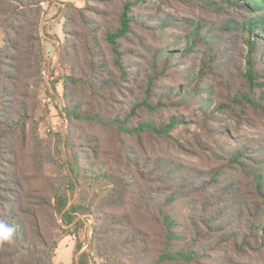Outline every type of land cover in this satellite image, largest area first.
<instances>
[{
    "label": "trees",
    "instance_id": "16d2710c",
    "mask_svg": "<svg viewBox=\"0 0 264 264\" xmlns=\"http://www.w3.org/2000/svg\"><path fill=\"white\" fill-rule=\"evenodd\" d=\"M46 1L0 0V32L3 33L0 45V228L14 229L7 238L0 234V264H54L53 250L57 244L43 224L44 217L50 215L51 200L46 194L37 197L44 208L42 211L25 206L21 182L6 169L8 164H13L5 158L6 154L14 153L13 147L8 145V137L27 145L26 125L31 118L24 99L30 96V81L37 82L42 72L38 28L44 12L42 4ZM94 1L108 6L115 2L118 7L113 5L111 19L102 18L104 21L99 22L98 16L106 12L89 4L88 0L83 7L67 3L60 63L63 70H67L63 94L69 137L81 148L78 153L86 160L84 166L91 167L94 161L110 154L116 162L115 171L108 175L112 189L104 204L116 209L109 212L99 209L96 213L93 225L96 254L100 257L115 254L123 259L122 264H190L209 258L212 252L222 248V242L230 243L238 252L264 250L261 221L264 218V175L255 178V201L251 203L234 198L224 190L209 195L217 176L204 180L197 172L195 175L190 170L182 173L179 163L160 156L147 161L134 158L131 140L143 149L144 140L157 143L160 138L171 137L170 129L182 121L173 116L164 120L154 115L169 107L170 102L182 99L187 91L178 87L167 95H158L167 78L175 74L176 66L170 61V53L174 51H155L148 55L144 52L145 43L139 30L148 28L152 20H144L133 11L140 0ZM225 1L251 14L241 22L230 21L221 28L239 32L242 50L237 51L236 56L243 63L239 68H231L234 73L230 70L225 73L228 64L216 59V48L214 55L202 61L194 93L198 94L206 76H213L222 89V94L215 97L216 109L234 115L244 106L264 115V0ZM153 25H156L154 21ZM203 31L202 24L191 31L195 35L193 42H199L201 37L206 41L214 38L209 31ZM102 44L110 52L109 62ZM231 45L227 46L229 51ZM181 52L175 53V60ZM223 52H227L226 48ZM138 55L144 61L143 69L139 67L140 62H136ZM139 75L142 76L138 83L140 92L125 103L126 93L132 92L130 83ZM94 126L102 127L106 139ZM33 139L37 136L33 135ZM122 157L125 165L132 166V180L125 178L129 174H124ZM121 165L123 175H120ZM189 196H203L204 209L197 218L199 223L194 224L195 238L181 243L169 209L177 198ZM62 206L63 203L56 205L55 210L60 212ZM212 236L216 237V242L201 249L200 244ZM72 264L87 263L81 254Z\"/></svg>",
    "mask_w": 264,
    "mask_h": 264
},
{
    "label": "rangeland",
    "instance_id": "374dc122",
    "mask_svg": "<svg viewBox=\"0 0 264 264\" xmlns=\"http://www.w3.org/2000/svg\"><path fill=\"white\" fill-rule=\"evenodd\" d=\"M69 2L78 7L88 4L86 0H48L42 4L44 12L38 28L43 54L42 72L37 82L30 81V96L24 99L31 118L26 125L27 145L24 146L17 138H7L14 153L5 155L13 164H8L6 169L21 182L20 191L25 206L42 211L44 208L37 202V197L46 194L50 198L52 209L50 215L48 213L44 217L46 222L43 224L47 225L57 244L53 250L54 264H72L81 254L87 264H122L123 259L115 254L98 256L93 240L97 211L116 209L104 206L112 189L108 175L115 171L116 162L110 154L94 161L91 167H85L86 160L78 153L81 148H77L78 144L69 137L63 94L67 70H63L60 63L65 41L63 15ZM88 2L106 12V15L98 16L96 20L99 22L104 21L102 18L111 19L113 5L118 7L115 2L111 6L94 0ZM133 11L144 20H152L148 28L139 30L147 55L155 51H174L170 53V61L172 66H176L173 70L175 74L167 78L158 95H167L178 87L187 91L182 99L170 102L169 107L154 115L164 120L173 116L175 120L182 121L170 129L171 137L160 138L157 143L144 140L143 149L131 140L136 154L134 158L147 161L150 157L160 156L179 163L182 173L190 170L195 175L197 172L204 180L217 176L209 195L224 190L234 198L253 203L255 178L264 175V115L244 106L240 113L234 115L216 109L215 97L222 94V89L213 76L204 78L198 94L193 89L203 59L214 55L216 48V59L228 64L225 73L229 70L234 73L231 68L240 67L243 61L236 56L237 51L242 50L239 32L221 28L229 25L230 21L241 22L251 14L225 0H140ZM199 24H202L203 32L209 31L214 38L206 41L201 37L199 42H193L195 35L191 31ZM2 39L3 33L0 32V45L3 44ZM229 44H232L231 51L227 49ZM102 48L109 62L110 52L105 44ZM224 48L227 52L222 53ZM180 51L176 61L175 56ZM136 60L143 69L142 57L138 55ZM141 77L139 75L136 81L130 83L132 92L126 93L125 103L140 92L138 83ZM171 92L174 94V91ZM131 93L133 95H129ZM93 129L101 131L100 136L106 139L101 126H94ZM33 135L37 136L36 140ZM115 148L118 150V147ZM235 158L238 161H234ZM121 161L125 165V158L122 157ZM131 170L132 166L126 163L124 174L129 175L125 178H130ZM120 175H123L122 165ZM202 199L203 196L177 198L170 206L181 243L195 238L194 224L199 223L197 218L204 209ZM62 203V210L57 212L55 206ZM261 221L264 224V218ZM214 242L216 237L212 236L203 241L200 248L206 249ZM222 243V248L212 252L209 258L203 257L199 263L190 264H264V250L238 252L230 243Z\"/></svg>",
    "mask_w": 264,
    "mask_h": 264
},
{
    "label": "clouds",
    "instance_id": "9594fccd",
    "mask_svg": "<svg viewBox=\"0 0 264 264\" xmlns=\"http://www.w3.org/2000/svg\"><path fill=\"white\" fill-rule=\"evenodd\" d=\"M14 229H9V228H0V234H3L5 238L9 237Z\"/></svg>",
    "mask_w": 264,
    "mask_h": 264
}]
</instances>
